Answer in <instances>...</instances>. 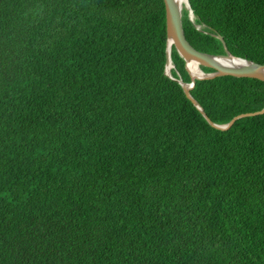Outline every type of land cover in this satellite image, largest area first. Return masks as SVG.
<instances>
[{
    "label": "trees",
    "instance_id": "16d2710c",
    "mask_svg": "<svg viewBox=\"0 0 264 264\" xmlns=\"http://www.w3.org/2000/svg\"><path fill=\"white\" fill-rule=\"evenodd\" d=\"M188 4L194 49L264 64V0ZM166 44L162 0H0V264H264V114L213 128ZM190 95L224 125L264 82Z\"/></svg>",
    "mask_w": 264,
    "mask_h": 264
},
{
    "label": "water",
    "instance_id": "95a60500",
    "mask_svg": "<svg viewBox=\"0 0 264 264\" xmlns=\"http://www.w3.org/2000/svg\"><path fill=\"white\" fill-rule=\"evenodd\" d=\"M165 10V28L167 36V44L165 50V66L164 75L169 79L176 81L183 90L185 97L203 114L207 122L218 130H228L239 119L246 117H254L264 114V107L256 112L244 113L235 116L227 124L216 125L211 123L202 109L198 106L196 101L191 97L190 90L193 88V81L195 79H213L216 77L231 76L235 78H249L256 79L264 82V64L255 63L246 59L232 56L227 50L224 43V54L211 55L197 51L186 40L181 23V11L184 8L188 11V18L192 20V11L189 7L188 0L184 1V4L180 6L176 0H162ZM222 40V38H219ZM171 46L174 47L177 54L184 61V68L189 75L190 83H183L180 78H173L170 73L167 72V66L172 65L170 60ZM196 64L197 68L201 72V76L193 77L188 70V65ZM200 67L209 68L213 70V73L205 74L201 71ZM173 69V65H172Z\"/></svg>",
    "mask_w": 264,
    "mask_h": 264
},
{
    "label": "bare ground",
    "instance_id": "6f19581e",
    "mask_svg": "<svg viewBox=\"0 0 264 264\" xmlns=\"http://www.w3.org/2000/svg\"><path fill=\"white\" fill-rule=\"evenodd\" d=\"M176 1H177L178 4H180V6H182L184 4V1L185 0H176ZM166 69H167V72L170 73V70L172 69V65L171 64L168 65ZM188 70H189V72L191 73V75L193 77H199V76H201V72L197 68L196 64H190V65H188Z\"/></svg>",
    "mask_w": 264,
    "mask_h": 264
}]
</instances>
